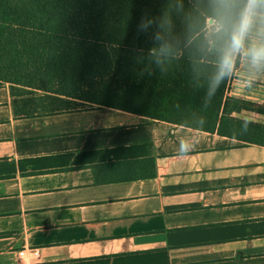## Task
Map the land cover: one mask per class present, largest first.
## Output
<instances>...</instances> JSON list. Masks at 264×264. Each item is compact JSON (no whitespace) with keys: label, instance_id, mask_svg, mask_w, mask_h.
<instances>
[{"label":"crops","instance_id":"crops-1","mask_svg":"<svg viewBox=\"0 0 264 264\" xmlns=\"http://www.w3.org/2000/svg\"><path fill=\"white\" fill-rule=\"evenodd\" d=\"M261 49L250 12L226 96ZM0 264H264V146L0 80Z\"/></svg>","mask_w":264,"mask_h":264},{"label":"trees","instance_id":"trees-1","mask_svg":"<svg viewBox=\"0 0 264 264\" xmlns=\"http://www.w3.org/2000/svg\"><path fill=\"white\" fill-rule=\"evenodd\" d=\"M250 12L264 0H0V80L264 146L234 116L264 105L226 96Z\"/></svg>","mask_w":264,"mask_h":264},{"label":"rangeland","instance_id":"rangeland-1","mask_svg":"<svg viewBox=\"0 0 264 264\" xmlns=\"http://www.w3.org/2000/svg\"><path fill=\"white\" fill-rule=\"evenodd\" d=\"M244 34H246V31L244 30ZM239 45V44H238ZM238 47V46H237ZM237 47L235 48V49H237ZM213 56V58L214 59H217L218 61H224L223 59L225 58V55L224 54H220L219 52H217V53H213L212 54ZM239 57H240V55H238V54H233V53H231L229 56H228V58L230 59H232V58H234V59H236V61H238V59H239ZM227 60V59H226ZM231 78H232V71H231V75H230V80H231ZM228 85V84H227ZM254 102H256V101H254ZM235 117H237V118H240V119H244V120H249V121H253L252 119L254 118V117H252L251 115H250V113L249 112H244V110L243 111H241V112H239V113H236L235 115H234ZM264 120V119H263ZM254 122H256V121H254ZM257 123H259V122H257ZM260 124H263V123H260Z\"/></svg>","mask_w":264,"mask_h":264},{"label":"clouds","instance_id":"clouds-1","mask_svg":"<svg viewBox=\"0 0 264 264\" xmlns=\"http://www.w3.org/2000/svg\"><path fill=\"white\" fill-rule=\"evenodd\" d=\"M256 59H264V49H261L258 53L255 54ZM243 130H247V125L243 126ZM194 148V145H190L187 141L181 143V154H187Z\"/></svg>","mask_w":264,"mask_h":264},{"label":"built area","instance_id":"built-area-1","mask_svg":"<svg viewBox=\"0 0 264 264\" xmlns=\"http://www.w3.org/2000/svg\"><path fill=\"white\" fill-rule=\"evenodd\" d=\"M22 253V252H21Z\"/></svg>","mask_w":264,"mask_h":264}]
</instances>
